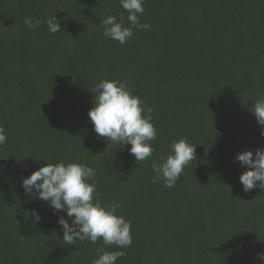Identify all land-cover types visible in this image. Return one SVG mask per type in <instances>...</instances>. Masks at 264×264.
<instances>
[{
    "label": "trees",
    "instance_id": "trees-1",
    "mask_svg": "<svg viewBox=\"0 0 264 264\" xmlns=\"http://www.w3.org/2000/svg\"><path fill=\"white\" fill-rule=\"evenodd\" d=\"M143 7L150 28L121 45L100 24L123 12L129 26L119 0H0V264H92L102 247L125 252L116 264H264V190H243L246 166L235 159L264 150L249 111L264 95V0ZM54 14L55 34L46 23L25 24ZM101 79L126 82L153 108L157 137L145 161L93 130L88 112ZM183 137L197 145L196 159L173 188L153 183L152 161ZM60 161L96 170L102 203L119 201L118 214L131 221L130 247L65 243L57 221L66 213L22 187Z\"/></svg>",
    "mask_w": 264,
    "mask_h": 264
},
{
    "label": "clouds",
    "instance_id": "clouds-1",
    "mask_svg": "<svg viewBox=\"0 0 264 264\" xmlns=\"http://www.w3.org/2000/svg\"><path fill=\"white\" fill-rule=\"evenodd\" d=\"M119 3L128 13L129 26L122 23L125 19L123 12L120 13L119 20L114 15H107L100 24L106 39L123 45L133 37L134 29L148 30L150 24L140 20L145 12V0H119ZM43 23L47 24L48 31L52 34L62 30L55 14L43 21L38 17H25V24L30 29L34 30ZM94 91L96 96L93 107L88 112L93 130L108 141L123 146L130 144L129 152L137 162L151 157L154 148L150 141L157 137V129L152 123L153 108L133 95L126 82L120 80L101 79ZM249 111L254 114L261 126V135H264V95L252 102ZM6 141L5 128L0 125V145H4ZM196 146L188 142L186 137L173 140L169 145L171 153L166 157L159 156V163L152 161V182L162 181L165 188H173L184 168L196 159ZM235 159L242 167L246 166L239 177L243 190L248 192L256 187L264 190V150L256 149L255 154L252 150H244L237 153ZM95 176L96 170L86 163L47 162L24 178L22 187L26 194L48 202L54 213H66L67 219L60 216L57 223L62 228L63 240L67 245L77 244L78 241L95 244L98 239H102L105 247L115 245L118 249H126L133 243L131 221L118 214L122 207L119 201L108 205L102 203V194L97 189L98 181ZM33 217L37 221L40 219L35 210ZM124 255L122 250L106 251L102 247L98 249L97 258L92 264H116L118 258ZM258 256L264 261V253H258Z\"/></svg>",
    "mask_w": 264,
    "mask_h": 264
}]
</instances>
